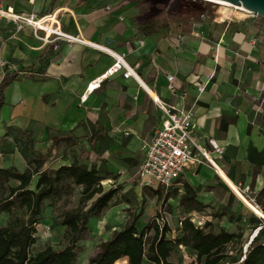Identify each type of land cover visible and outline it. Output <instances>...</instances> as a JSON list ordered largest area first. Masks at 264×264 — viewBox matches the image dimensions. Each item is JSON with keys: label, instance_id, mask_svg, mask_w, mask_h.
Segmentation results:
<instances>
[{"label": "crops", "instance_id": "crops-1", "mask_svg": "<svg viewBox=\"0 0 264 264\" xmlns=\"http://www.w3.org/2000/svg\"><path fill=\"white\" fill-rule=\"evenodd\" d=\"M0 6L22 15L51 16L62 31L79 33L88 42L59 40L55 49L38 39L31 26L0 17V82L8 72L21 74L19 90L7 91L2 109L7 115L0 121V166L16 167L19 160L27 169L23 144L36 153H55L56 147L70 146L52 149V136L70 135L77 141L70 148L82 146L79 161L62 154L52 168L87 162L81 155L86 150L90 162L107 176L105 189L122 186L113 205H134L142 201V187L131 181L144 158L143 144L154 138L165 118L159 103L194 108L197 143L212 150L210 141H216L225 147L223 158L217 159V167L209 162L192 166L169 188L150 185L153 205L139 214V223L145 216L147 225L157 214L164 215L169 238L181 234V220L187 216L197 225L212 221L216 232L242 228L245 238L252 217L264 225L263 17L231 16L220 9L215 17H179L170 28L147 36L138 29L151 16L144 0H0ZM105 48L126 52L141 82L119 73L81 102L90 82L114 61ZM168 74L175 75L177 92L169 90ZM198 84H205L203 92ZM185 183L196 190L204 210L188 212L180 206ZM222 212L224 217L214 218ZM182 248L189 249L181 246L175 254Z\"/></svg>", "mask_w": 264, "mask_h": 264}, {"label": "trees", "instance_id": "trees-1", "mask_svg": "<svg viewBox=\"0 0 264 264\" xmlns=\"http://www.w3.org/2000/svg\"><path fill=\"white\" fill-rule=\"evenodd\" d=\"M173 21L159 16L151 17L140 21L138 29L149 36L170 28ZM20 76V71L8 72L0 82V121L5 89ZM52 140L53 147L61 144L73 147L77 144L70 135L52 136ZM90 145L93 148L92 140ZM25 147L21 150L28 164L25 171L0 166V213L10 216L9 223L0 226V264H77V249L89 229L90 218L113 205L122 186L106 190L103 181L107 176L101 173L96 162H90L86 150H82L81 155L87 162H72L43 169L47 161L46 154L36 153L27 145ZM127 160L132 161V158ZM146 187L150 188V185H143L144 189ZM78 189V205L64 210L57 223L66 228V244L59 249L49 245L34 253L33 246L38 239L37 225L42 220L46 202H56L62 198L70 201ZM154 193H158V190ZM145 194L143 191V196ZM146 200L145 196L142 201ZM180 206L188 212L201 211L207 207L198 200L196 190L188 183H185V193L180 197ZM225 215V212L213 214L214 218ZM139 217H133L123 227L114 230L108 240L101 242L99 251L89 264H115L123 257L128 258V264H145V261L147 264H174L172 257L181 246L196 254L197 264H264V225L258 217H252L251 232L247 238L242 228L239 232L225 228L216 232L212 221L197 225L192 221V216L181 220L180 235L169 238L171 228L164 215L157 214L142 228L138 223ZM161 217L164 220L159 223ZM255 232L257 234L251 240ZM149 234H152V239L147 243ZM239 239L244 241L242 246L246 245V249L241 248L239 255L234 256L230 246Z\"/></svg>", "mask_w": 264, "mask_h": 264}, {"label": "built area", "instance_id": "built-area-1", "mask_svg": "<svg viewBox=\"0 0 264 264\" xmlns=\"http://www.w3.org/2000/svg\"><path fill=\"white\" fill-rule=\"evenodd\" d=\"M110 9V7H108ZM247 17H256L252 12H243ZM0 17L10 19L20 24H26L34 29L36 37L44 42L53 43L55 49L58 48L59 40L73 43H88L79 33L73 34L62 31L57 22L51 16L39 17L36 13L30 15L17 14L13 8L0 6ZM50 24L52 30L49 32L41 24ZM43 31L44 34H40ZM143 44V41L141 42ZM114 59L112 65L100 76L95 78L87 86L85 93L81 96V102L88 99L90 93L99 88L102 82L110 77L121 73L125 79L134 78L141 82V77L129 61L126 52H118L114 49H104ZM168 88L172 92H177L178 86L175 82V75L168 74ZM199 92L205 90V84H198ZM165 114L162 125L156 131L154 138L150 142L143 144L144 158L140 165L138 175L143 185L158 184L169 188L174 182L182 177L185 171L192 166H198L205 162L217 167L218 158H223L225 147L211 140L212 150L202 148L196 141L194 134L196 110L159 103ZM163 217L158 219L162 223ZM192 221L196 219L192 216ZM200 225V224H198Z\"/></svg>", "mask_w": 264, "mask_h": 264}, {"label": "rangeland", "instance_id": "rangeland-1", "mask_svg": "<svg viewBox=\"0 0 264 264\" xmlns=\"http://www.w3.org/2000/svg\"><path fill=\"white\" fill-rule=\"evenodd\" d=\"M149 4L151 17H163L168 19H177L179 17H198L201 15H210L215 17L217 14L216 6H219L212 2V0H144ZM223 5V4H222ZM221 10L223 12H232L234 11V7L232 6H221ZM243 12V11H242ZM235 16H240L236 14ZM235 18V17H234ZM255 18H262L260 16H256ZM20 79L13 81L7 86L5 89V101L7 96V91L13 92L14 89L17 91L19 90L20 83L18 82ZM16 91V92H17ZM5 105V104H4ZM3 105V107H4ZM2 107V109H3ZM6 113H3L1 110V120L6 117ZM3 124L1 125V129H3ZM26 145L23 144V147ZM54 149V147H52ZM55 153H52V150L46 154L47 162L45 163L44 167L49 166L48 168H52L57 165V156H64L71 155L72 159L75 161H79V152L82 149V146L78 145L75 149L70 147H66L64 149L63 146H59L55 148ZM93 158L96 157L95 153L92 154ZM140 164V160L138 159L137 166ZM136 166V168H138ZM16 167L20 171H25L26 167L22 161H17ZM133 186L142 187L140 189V196L141 199L146 196L147 200L139 201L137 204L134 205H122L116 204L111 205L109 209H105L101 214L97 216H92L89 220L88 226L89 229L79 242L78 247V258L77 264H89L90 259L96 255L99 251V245L101 242L108 240L113 231L116 229H120L126 223H128L133 217L138 216L140 213H143L144 209L151 208L153 205V197L150 194V188H143L142 181L137 175L135 180L131 181ZM106 188H109V183H103ZM153 186L159 187V185L154 184ZM142 190V191H141ZM143 191H145V196H143ZM80 197V189L76 191V194L70 199V201H66V198H62L59 201L51 202L47 201L45 205V210L43 213V217L40 223H38V233H37V242L33 246V252H38L47 246L51 245L55 249H59L66 244V240L64 239V233L66 228L58 225V221L60 220L61 213L66 209H71L78 205V200ZM119 196L117 195L116 202H119ZM163 200V198H162ZM150 211V210H149ZM148 211V212H149ZM21 214V212H20ZM148 220V217L145 216L143 219L140 220L139 226L142 228L145 226L144 221ZM10 216L6 213H0V226L7 225L9 223ZM249 232V230H248ZM148 241L150 242L152 239V234L148 235ZM244 243L243 240H238L234 245L230 246V249L234 256H238L240 253V249H246V245L242 246ZM124 258L120 259L115 264H127L124 262ZM174 264H197V256L191 249H184L182 248V252L175 254L172 258Z\"/></svg>", "mask_w": 264, "mask_h": 264}, {"label": "bare ground", "instance_id": "bare-ground-1", "mask_svg": "<svg viewBox=\"0 0 264 264\" xmlns=\"http://www.w3.org/2000/svg\"><path fill=\"white\" fill-rule=\"evenodd\" d=\"M215 1V3L219 6H216V9L219 10L221 9V6H232L234 7V11L231 12V16H234L236 14L238 15H243V12H250L249 10L245 9L243 6H237V5H234L232 3H229V2H226V1H222V0H212V2ZM223 4V5H222ZM243 11V12H242ZM41 26L45 27L49 32L52 30L50 24L48 25H45V24H42L40 23ZM157 100V99H156ZM238 193L240 194V196L242 197V199L247 203V205L258 215L260 216H263V212L256 206L254 205L252 202H250L249 200H247L244 195L238 190Z\"/></svg>", "mask_w": 264, "mask_h": 264}, {"label": "water", "instance_id": "water-1", "mask_svg": "<svg viewBox=\"0 0 264 264\" xmlns=\"http://www.w3.org/2000/svg\"><path fill=\"white\" fill-rule=\"evenodd\" d=\"M222 1H226L237 6H243L245 9L249 10L254 15L264 18V0H222ZM255 236L256 234H254L251 240H253Z\"/></svg>", "mask_w": 264, "mask_h": 264}]
</instances>
